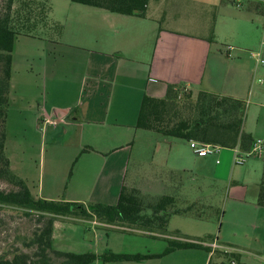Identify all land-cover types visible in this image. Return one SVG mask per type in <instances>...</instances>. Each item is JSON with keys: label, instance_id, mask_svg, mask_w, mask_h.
I'll list each match as a JSON object with an SVG mask.
<instances>
[{"label": "crops", "instance_id": "0c3cea01", "mask_svg": "<svg viewBox=\"0 0 264 264\" xmlns=\"http://www.w3.org/2000/svg\"><path fill=\"white\" fill-rule=\"evenodd\" d=\"M237 1L240 8L235 6ZM67 10L60 21L51 18L62 26L60 36L39 39L37 44L40 58L45 53L54 57L48 96V86L42 78L36 82L35 93H20L14 87L16 43L20 38H30L18 37L13 52L9 107L15 96L27 99L28 108L36 105L38 110L32 118L37 127L53 135L51 152L54 154L60 147L67 150L63 172L64 177L70 172V177L62 195L54 183L46 194L36 190L35 195L85 206H114L126 185L148 196L158 190L160 195L176 190L181 199L217 208L213 205L221 194L217 183H227L223 203L228 215L213 242L229 248L232 252L228 257L222 250L207 252L205 248H210V243L206 242L204 249L103 264H264V208L256 205L260 180L252 184L247 176L238 175L232 152L221 151V158L214 157L216 167H211L208 157L213 156L197 157L188 141L135 128L143 97L163 98L167 87L174 85L192 94L207 93L246 102L248 114L243 131L254 140H264V66L248 57V52L264 41V0H149L145 18L73 3ZM52 13L51 8L50 17ZM222 35L226 37L224 45L218 43ZM225 46L234 49L230 57L224 53ZM39 60L40 70L44 71L45 62ZM250 114L256 117L254 126L248 124ZM201 178L213 181L204 185L205 197L195 196L190 188L184 190L187 180ZM60 218L63 220L53 223L54 249L96 255H160L168 240L201 244L196 241L198 226L175 218L208 223L207 236L216 232L220 222L215 218L200 221L172 216L166 235H162L94 219ZM77 227L82 229L83 249L56 248V239L67 229Z\"/></svg>", "mask_w": 264, "mask_h": 264}, {"label": "trees", "instance_id": "16d2710c", "mask_svg": "<svg viewBox=\"0 0 264 264\" xmlns=\"http://www.w3.org/2000/svg\"><path fill=\"white\" fill-rule=\"evenodd\" d=\"M70 1L111 14L137 18L146 17L149 3V0ZM15 3L18 7L13 9ZM50 13V0H7L5 8L0 10V176L18 187L16 191H0V206L17 207L35 213L38 215L37 222L43 224L34 241L37 251L33 258L19 253L11 259L0 258V264H55L48 252L61 260L56 264H103L160 258L177 250L204 249L205 247L198 243L172 240L167 241V247L160 255L74 254L54 249L52 231L57 217L94 219L106 225L166 235L170 217L184 216L209 221L212 219L211 214L217 212V208L181 199L176 195V190L170 194L151 197L142 195L136 188L126 185L122 186L114 206H85L79 203L45 200L38 198L21 178L12 173L5 141L15 42L18 37L48 40L44 35L53 29L56 30V37H59L62 26L51 20ZM245 112L246 105L240 100L207 93L192 94L178 86L170 85L163 98L143 97L135 128L166 138L213 144L224 149L238 147L242 152H247L254 139L243 131ZM256 205L264 208V173L258 185ZM205 250L211 252L210 248ZM223 256L228 257L229 254L225 253Z\"/></svg>", "mask_w": 264, "mask_h": 264}, {"label": "rangeland", "instance_id": "374dc122", "mask_svg": "<svg viewBox=\"0 0 264 264\" xmlns=\"http://www.w3.org/2000/svg\"><path fill=\"white\" fill-rule=\"evenodd\" d=\"M7 0H0V10L5 8ZM71 4L70 0H50L51 8L53 12L50 18H55L58 21L63 19L67 14V6ZM18 5L15 3L13 9H16ZM46 38L53 39L56 38V30L53 29L44 35ZM225 35L219 37V44L224 45ZM23 42H30V45H23ZM39 39H23L20 38L16 43L17 52V67L16 75L14 78V87L20 93H35L36 82L41 78L45 79V83L48 86L45 90V94L49 95V80L52 76L51 66L52 59L54 57L49 56L47 53L44 57L40 58L37 50V44ZM37 50V51H36ZM45 62L44 71L40 70L41 62ZM44 66V64H43ZM65 77V76H64ZM27 83V84H25ZM27 85V86H26ZM71 90L72 86L70 85ZM70 89V88H69ZM27 99L15 96L10 100V107L8 109V116L6 121V152L7 157L11 161L10 169L12 173L21 178L25 185L28 186L33 193L36 190H43L46 194L49 188H53V183L55 184V189H59L60 195H62L65 186L68 183L69 174L64 177V167H66L65 155L67 150L60 147L54 154L51 152L52 147L50 143L51 135L50 131L42 129L40 126L37 127L34 119L32 118V113L37 109L27 107ZM246 105V102H244ZM248 105H246L247 113ZM256 123V117L253 114L249 115L248 124L254 126ZM223 154L228 152L232 155L231 149H223ZM212 156V155H210ZM213 156L208 157L212 161L211 167H216L215 160ZM221 158V155H217ZM218 158V160H219ZM71 165V164H70ZM13 166V168H12ZM1 167V164H0ZM15 169L16 173L14 172ZM236 173L241 177L247 176L249 183L259 182L262 178V173H264V158L250 157L245 160L244 164L234 166ZM162 181V180H160ZM208 178L204 179H193L191 182L188 180L185 182L184 190L187 191L189 188L191 191H195V196L205 197L207 193L206 183L211 184ZM221 190V194L215 198L217 212L211 214L212 219H219L220 222L216 228L215 233L209 235L205 228H208V223L198 222L193 219L185 218H175L177 222H187L193 226H198L195 233L196 239L200 243L217 241L218 233H220L221 225L224 228L226 216L228 215V209L225 208L223 203V197L225 188L228 190L227 183H217ZM18 187L10 180L3 176H0V191L9 192L16 191ZM160 191V190H158ZM157 192L150 193L151 196L157 197L160 195ZM184 191V193H186ZM162 193V192H161ZM183 195V194H182ZM227 211V212H226ZM225 212V214H223ZM205 214V213H204ZM37 214L25 211L17 207L10 206H0V258L11 259L13 255L24 253L33 258L37 251V246L34 244L36 236L40 233L43 224L37 222ZM69 219V218H68ZM55 220H63L60 217L55 218ZM70 220H74L71 219ZM70 220H64L65 222H73ZM80 220V219H78ZM82 229L80 227L74 230L67 229L63 232V236L56 239V248H60L64 251H81L83 249L81 242ZM49 257L53 263H59L61 260L57 259L51 252H48Z\"/></svg>", "mask_w": 264, "mask_h": 264}, {"label": "built area", "instance_id": "2783aa9c", "mask_svg": "<svg viewBox=\"0 0 264 264\" xmlns=\"http://www.w3.org/2000/svg\"><path fill=\"white\" fill-rule=\"evenodd\" d=\"M236 8L241 7V3L239 1L235 4ZM224 53L230 57L232 51L234 50L230 46L223 47ZM248 57L256 62L258 65L264 66V41H262L259 47L256 50H252L248 52ZM189 148L193 152L194 155L197 157H206V156H216L218 155L223 148L213 144H203L198 143L196 141H189L188 142ZM233 153V163L234 165H241L245 163V160L250 157H264V140L256 139L254 140L251 148L247 152H242L238 147L231 149ZM218 163V161H217ZM203 245V243H201ZM211 251L215 250H222L226 254H231V250L226 247H222L218 245L216 242H212L209 245Z\"/></svg>", "mask_w": 264, "mask_h": 264}]
</instances>
